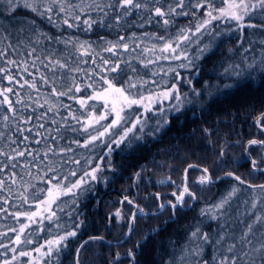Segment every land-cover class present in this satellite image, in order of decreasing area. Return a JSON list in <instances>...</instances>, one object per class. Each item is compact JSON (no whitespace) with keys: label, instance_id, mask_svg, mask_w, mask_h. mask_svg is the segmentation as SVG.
I'll return each mask as SVG.
<instances>
[{"label":"snow or ice","instance_id":"1","mask_svg":"<svg viewBox=\"0 0 264 264\" xmlns=\"http://www.w3.org/2000/svg\"><path fill=\"white\" fill-rule=\"evenodd\" d=\"M21 10L26 15L18 17L16 14ZM29 13L31 15H27ZM0 17L18 21V35L22 37L27 31L30 37L27 42L23 38L18 39L14 45L8 27L0 23V45L7 42L6 47L0 46V125L11 132V123L15 129V133L7 136L8 143L4 145L9 151L0 148V219L11 217L13 220L11 225L0 224V257H3L0 264H40V260L33 257V251L41 259H46L47 264H52L53 260L59 264V254L67 247L66 242L76 237L84 224L79 220V214L76 217L79 222L62 223L59 213L69 202L78 204L84 195L94 189L96 183L107 180L103 175L105 162L114 171L111 157L117 148L155 135L168 122L169 113L179 112L186 104L193 103L192 97L199 98L203 94L196 88H192L191 93L182 92L177 81L184 80L191 84L192 76L185 80L178 69L195 70L199 74V66L194 60L210 52L218 37L238 32L241 41L245 37L250 38L249 47L244 52H249L254 44L260 46L259 58L254 56L249 62L244 57L243 64H230L225 69L226 77H251L254 73L264 77V0H0ZM181 17L190 19L173 33L171 29ZM41 24L58 31L75 30L85 34L97 29L107 30L117 38L108 40L101 35V42L88 41L64 31L53 36L44 31ZM153 24L157 28L162 27L164 34L129 31L134 28L146 29ZM220 24L225 27L220 28ZM204 36L210 39L201 44ZM42 41L49 45L63 44L66 50L74 49L79 54L78 61L79 57H89L98 71L81 68L79 64L71 66L69 60L57 58L55 49L51 48L41 50L45 53L42 58L35 47ZM148 44L151 47H147ZM193 44L197 46L195 57L189 54ZM19 45L29 48L26 54L21 55L30 57V60L9 57L7 50L11 49L15 55ZM103 53L111 55L104 56ZM124 53L130 55L125 56ZM131 53H135V56ZM148 53L159 54L149 57ZM133 59L142 68L148 69L151 77L141 72L132 63ZM162 60L180 63H170L165 69L160 66ZM37 61L41 62L40 67ZM80 63L86 64L88 61ZM149 65L157 67L149 68ZM66 73L72 75L69 77ZM159 73L165 76L175 73V77L171 83L163 79L158 81L155 77ZM25 74L31 79H26ZM69 79L70 85L66 83ZM149 84L152 87H148ZM224 87L231 88L233 85L225 84ZM18 89L31 91L24 93ZM62 98L74 101L80 108L74 109ZM89 101L102 103L103 112L98 113L96 104ZM165 101L175 103L165 107ZM61 109L66 110L67 115H62ZM26 112L29 114L26 115ZM56 116H60V119L57 120ZM109 116L113 118L108 123H101L108 121ZM153 119L156 121L155 127L149 123ZM48 120H51L54 128L46 126ZM70 120L75 123H70ZM253 123L260 132H264V112L259 113ZM53 132L56 134L53 135ZM66 132L75 135L65 137ZM4 137L5 133L0 131V141ZM66 138L68 143L61 144ZM32 144L37 147L32 148ZM101 145L106 151L96 156L95 150ZM252 146H257L259 152L264 153V138L257 136L247 141V157H251L249 149ZM77 149L85 151L78 152ZM219 155L221 158L225 156L223 146ZM262 163L264 154L251 159L250 178H256V173L264 174ZM18 167L27 168L24 175L35 183L25 182L23 175L15 171ZM33 168L36 169L35 173L31 170ZM196 168L200 169L196 183L201 188L213 183L207 168L189 164L184 169L182 183L177 184L170 177L166 181H159L161 184H175L176 190L172 192L174 200L157 194L156 199L161 201L157 211L147 212L134 200H127L137 211L132 213L125 241L133 233V225L138 218L159 216L168 207L175 216L179 209L192 206L198 199V189L190 185L188 175L190 169ZM135 175L138 181L141 173ZM225 175L239 184H246L253 193L259 190V195L264 197V184L254 185L232 171H227ZM238 191L240 189L234 186L217 203L201 208L200 216L216 221V230L211 233L206 231L203 227L205 219L195 222L180 253L173 252L165 264H264V215L246 213L252 219L249 222L241 221L244 227L238 234L228 224L231 201ZM63 197H71V201ZM251 208H257L256 200L252 201ZM69 216L71 218V214ZM115 216L122 218L119 210ZM33 225L37 227L33 228ZM156 231L158 229L145 233L143 240L137 241L135 249L128 250L130 264H136L137 250ZM38 233H47V236L39 237L44 241L42 244L36 238ZM89 239L103 241L104 238L98 236ZM34 243L37 244L34 249H27V245ZM83 248L82 244L76 249V264H79L78 257ZM9 252L13 253L11 257L7 255ZM21 257H28V260L21 261ZM115 259H121L119 252Z\"/></svg>","mask_w":264,"mask_h":264},{"label":"trees","instance_id":"2","mask_svg":"<svg viewBox=\"0 0 264 264\" xmlns=\"http://www.w3.org/2000/svg\"><path fill=\"white\" fill-rule=\"evenodd\" d=\"M18 17H23L26 13L21 10L16 14ZM27 15H31L30 13ZM190 18H179L178 23L174 28L171 29L173 33L181 27L188 23ZM0 23H3L11 33V41L14 45L17 44V40L23 38L25 42L30 38L27 31L23 33V36H19L17 29L20 27L18 21H10L6 17H0ZM218 23V22H214ZM44 31L51 33V35H60L61 31L65 34L71 32L73 35H79L81 39L88 41L101 42V35L105 36L108 40H115L116 35L108 32L107 30H94L90 33L75 32V30H60L56 28H51L46 24H41ZM225 25L220 24V28H224ZM131 31H149L155 32L163 35V28H157L155 24L148 26L146 29H130ZM248 31V30H245ZM123 34V33H122ZM195 39V37H193ZM210 37L204 36L200 41L201 44L207 43ZM250 38L245 37L243 41L240 40V35L238 32L231 34H224L218 37L212 45L210 52L205 54L199 60H194L199 66V74L195 70L191 72L187 69H178L182 74V77L186 78L189 75L192 76V83L188 84L184 80H179V85L182 92L191 93L192 88H196L203 94L199 98L192 97L193 103L186 104L183 109L179 112L171 114L168 117V122L165 124L162 132L151 138V136L144 137L143 142H136L131 145H121L117 148L111 157V167L110 170L107 165H105V171L103 175L107 177L104 182L96 183L94 189L84 195L78 204H72L69 202L67 206L64 207V211L59 213L61 216V222L66 224H71L76 220L77 214H79V220L84 222L83 226L78 230L76 237H71L68 239L67 247L64 248L59 254V264H75V253L78 246L86 239L90 237L104 236L103 241H93L86 243L84 245V251L88 259H79V264H130V258L127 257V252L129 249H135V245L138 240L142 239L145 232L150 229V225L156 226L158 231L152 233L146 240L143 241L142 247L137 250L136 254V264H165L169 260L171 254L175 252L179 254L182 247L184 246L189 230L194 226V223L205 219L203 225L204 229L209 233L213 232L217 228L216 221L207 220L200 216V209L206 206H211L217 203L222 197L226 196L232 188L238 187L240 191L236 192L231 201V212L229 214L228 224L232 226L235 232L238 234L243 230V222H249L252 217L246 215V213L255 212L256 214H261L264 208V199L260 201L256 209L249 210L246 200L248 195L253 193V190L247 186L237 183L233 178L225 176L220 179L217 183L212 185H205L203 188L197 187L195 184L194 188L198 189L196 195L198 199L192 204L191 207H184L179 209L174 218L167 221L166 226H164L162 218L163 215L156 216V219H142L138 218L135 222L134 231L130 238L120 245H109L108 241H119L123 238L124 223L116 225L115 218L107 216V210L105 211V206L110 199L117 197L123 190H127L126 195L129 199H134L140 197V195L150 194L157 196V194L163 198L174 200L175 197L172 196V192L168 191L173 188L175 184L172 183H159L162 181L161 178H156L158 174H161L165 170L162 169V164L167 166L175 165V167L182 166L185 168L189 164H199L208 169L210 176L213 178L222 175L225 171L231 169V165L238 166L241 168H249L248 162L244 160L243 157V144L248 139L257 137L256 129L252 125V119L264 110V77L258 73H254L251 77L242 76L237 78L235 76L225 75V69L229 67L230 64H243L244 57H247L248 61L251 62L252 58L255 56L260 57L261 51L258 44L252 45L249 52H244L245 48L249 47ZM7 42H4L2 47H6ZM242 44V46H241ZM151 47L150 44L146 45ZM37 48V54H40L43 58L45 54L41 50H48L49 48L55 49V55L57 58L67 59L70 61L71 66H76L85 69H93L98 71L96 66L91 62L89 57H79L77 60L78 53L74 49H65L63 44H51L42 41L40 44L35 45ZM196 45L193 44L189 49V54L193 57L196 55ZM231 49V51H230ZM29 50L28 47L24 45L18 46V51L13 54L11 49H8V55L11 58L17 60H23L26 55H21V53L26 54ZM71 53V55H69ZM159 53H148L149 57L153 55H158ZM104 56H110V53H103ZM123 55L129 56V53H124ZM135 56V53H131ZM113 60L116 57H111ZM87 60L88 63H80V61ZM98 60V58H97ZM46 62V61H45ZM99 62V61H98ZM132 63L140 69L141 72H146L148 77H151V72L148 69H144L135 60ZM160 66L165 69L171 63L173 65L179 64L180 61H160ZM37 66H41V62L37 61ZM157 67L156 65H149V68ZM34 71V69H31ZM13 72L16 71L15 68L12 69ZM42 71H46L42 69ZM49 75H51L49 73ZM67 76H71L72 73H66ZM175 73H169L167 76L163 73H159L155 79L156 80H166L171 83ZM26 79H31L25 74ZM67 84H71V80L66 81ZM7 84V81H4ZM225 84H232L233 87L225 88ZM206 85L209 87L206 88ZM166 86V85H164ZM148 87H152L151 84ZM21 92L27 93L31 90L18 89ZM50 91V89H49ZM90 93V89L88 90ZM211 93V95H209ZM35 95V93H32ZM76 95H81L77 93ZM25 95V99H26ZM63 102L72 105L74 109H79V104H76L72 100H67L62 98ZM90 104H96V111L99 113L102 110L101 103L95 101H89ZM35 107V105H32ZM6 111V109H5ZM42 112L44 109H38ZM82 111V110H81ZM26 115L29 113H25ZM62 115H67L66 110L61 109ZM52 114L50 113L49 116ZM57 120L60 116L55 117ZM40 122H44L41 120ZM70 123H75L74 121H69ZM151 122V121H150ZM149 122V123H150ZM33 123H36L33 121ZM47 127L54 128L55 126L51 124V120L47 121ZM27 127V126H25ZM9 129H5L0 125V131L5 133V137L0 141V148L4 151H9V148L4 147L8 143L7 136L9 134L15 133V129L9 125ZM207 130V131H206ZM43 131V130H41ZM47 133H45L46 135ZM56 133L53 132V135ZM75 134L72 132H66L65 137H72ZM263 133L258 137H262ZM22 139V137H19ZM166 142V143H165ZM61 144H67L68 139H64L60 142ZM225 149V156L220 157L221 147ZM15 147V145H12ZM32 148H36L37 145L32 144ZM75 147V145H73ZM78 152H84V149H77ZM106 149L101 145V147L95 150L96 156L102 155ZM252 157H257L259 155V149L257 146H252L249 149ZM243 158V159H242ZM30 159V158H29ZM237 163H233L232 161ZM24 161L22 160L21 163ZM158 163L160 167H158ZM264 165V163H262ZM69 167H76L75 165H69ZM27 168L21 169L17 168L15 171L18 174L23 175L25 182H32L31 179L24 175L27 172ZM33 173L36 169H31ZM174 170V169H167ZM196 170L191 169L190 173ZM140 172L141 176L137 181L136 173ZM238 176L244 175L243 173L238 174ZM248 174L247 171H244ZM258 180H255V184L264 182V174L257 173ZM248 178V175H247ZM255 178H253L254 180ZM252 180V181H253ZM166 181V180H163ZM174 181H176L174 179ZM177 183V182H176ZM41 187H46V185H40ZM159 188L158 192H152L153 189ZM258 192V190H257ZM62 199L71 201V197H63ZM157 199L154 197V203ZM160 202V200H158ZM7 207V205H5ZM71 214V218L69 216ZM111 223V225H110ZM0 224L11 225L13 220L11 217L6 219H0ZM47 224V221H45ZM104 224V226H103ZM151 225V226H152ZM36 228V225L32 226ZM155 228V229H156ZM40 236H47V233H38L37 240L39 243H43ZM37 246L36 243L32 245H27V249H34ZM24 247V246H21ZM115 247V248H114ZM81 249V252L82 250ZM2 251V250H0ZM116 252L120 253L121 259L116 260ZM96 255H92V254ZM81 254V253H80ZM8 257H11L13 253L9 252ZM80 256V255H79ZM3 259V257H0ZM21 261L26 262V257H21ZM41 262L42 264H47L46 259ZM52 264H57L55 260Z\"/></svg>","mask_w":264,"mask_h":264},{"label":"rangeland","instance_id":"3","mask_svg":"<svg viewBox=\"0 0 264 264\" xmlns=\"http://www.w3.org/2000/svg\"><path fill=\"white\" fill-rule=\"evenodd\" d=\"M179 83V82H178ZM170 103H175V101H165L164 102V105H165V107H168L169 106V104ZM101 105H102V103H101ZM183 109V108H182ZM103 105H102V110H101V112H103ZM262 112H264V110L262 111ZM174 113H177V112H171V113H169V116L171 115V114H174ZM258 115V114H257ZM256 115V116H257ZM168 116V117H169ZM255 116V117H256ZM254 117V118H255ZM113 117L112 116H109V120L108 121H102L101 123H108L111 119H112ZM254 118L252 119V125H253V127L256 129V133H257V136H258V134H262L263 132H260L259 131V129H257V127L255 126V124L253 123V121H254ZM150 126H152V127H155L156 126V121H155V119H153V120H151V122H150ZM165 127V125L158 131V132H156L155 133V135H148V136H151V138H155V136H157V135H159L161 132H162V130H163V128ZM146 137V136H145ZM254 138V137H253ZM260 138H264V135L262 136V137H260ZM252 139V138H251ZM143 140H144V138L142 139V140H139V142H143ZM248 140H250V139H248ZM136 142H138V141H134L132 144H135ZM166 143V142H165ZM247 143V141H245V143L243 144V151H242V153H243V157H244V160L246 161V162H248V165H249V168L248 167H246V168H241V167H238V166H232L231 165V169H229V170H227V171H235L236 173H238V174H241V173H243L244 175H242V177L245 179V180H248L250 183H252V184H254L255 185V180H258V178L256 177L257 176V173L256 174H254L255 175V179L253 180V178H250V176H249V174L251 173V171H252V169H251V162H249V160H248V157L246 156V153H245V150H244V148H245V144ZM261 154H264V153H260L259 152V155H261ZM250 159H252V158H254V157H249ZM243 159V158H242ZM232 161V160H231ZM233 163H237L235 160L234 161H232ZM105 165H107V163L105 162ZM158 167H160V164L158 163V165H157ZM187 167V166H186ZM185 167V168H186ZM202 168H206V167H204V166H201ZM261 167H264V165H262L261 164ZM169 168H171V169H174L173 171L172 170H168L167 171V169H169ZM185 168H183L182 166H180V168L179 167H175V165H170V166H167V165H163L162 164V169L163 170H165L164 172H162L161 174H158V176L156 177V178H161V179H163V180H168V178L170 177L171 178V180L172 181H174V179L176 180L175 182H177V184H180V183H182V180H181V178H182V176H183V172H184V169ZM194 170H196V171H194V172H192V173H190V170H189V175H188V181H189V183H190V185H192V187H194V185L195 184H197L198 186L197 187H201L198 183H196V181H197V179H198V177H199V175L201 174L200 173V171L199 170H197V169H194ZM227 171H225V173L227 172ZM244 171H247L248 172V174H245L244 173ZM225 173H222V175H220V176H223V175H225ZM247 175H248V178H247ZM220 176H216V177H212V180H213V182L214 181H216V180H218V178L220 177ZM136 178V177H135ZM162 180V181H163ZM253 180V181H252ZM212 184H214V183H211V184H209V185H212ZM181 189H182V187H181ZM180 189V190H181ZM158 190H159V188H155V189H153L152 190V192H158ZM176 190V185L173 187V188H171V189H169L168 191H170V192H173V191H175ZM126 192H127V190H123L121 193H120V195L119 196H117V197H114V198H112V199H110V201L109 202H107V204H106V206H105V211L107 210V216H111V215H113L112 217H114L115 218V223H116V225L118 226V225H120V224H123L124 223V229H125V231H124V235H123V237L125 236V233L127 232V230H128V225H129V223H130V221H131V217H132V213L133 212H136L137 211V209H136V207H134L133 205H130V204H128V202H127V200L129 199L126 195H124V194H126ZM125 197H127V199H125ZM154 197L156 198V195L154 196H152L151 195V193L150 194H147V195H144V194H142V195H140V197H138V198H134V199H131V200H134V202H135V204L136 205H138L139 207H143V208H145V210L147 211V212H154V211H157L158 210V208H159V204L161 203V201L160 202H158V200L154 203ZM262 199H264V197H261L260 195H259V190H258V192H256V193H251V195H248V199L246 200V204L248 205V207H249V210H251L252 208H251V204H252V201L253 200H256L257 201V205L258 204H260V201L262 200ZM117 210H119L120 212H121V214H122V218H117L116 216H115V213H116V211ZM262 213H261V215H264V208L262 209ZM161 215H163L162 216V218H164V220H163V223H164V226H166V223H167V221L168 220H170V219H172V218H174L173 217V215H172V211H171V209L168 207L167 208V210L163 213V214H161ZM147 218H149V219H153V223H154V220L156 219V216H149V217H147ZM147 218H142V219H147ZM136 222V221H135ZM110 225H111V223H110ZM152 225V224H151ZM150 225V229L149 230H147L145 233H147V232H150L152 229H155L156 228V226H151ZM103 226H104V224H103ZM135 226V223H134V225H133V227ZM157 229V228H156ZM104 237V236H103ZM144 237V236H143ZM143 237H142V239H143ZM130 238V237H129ZM123 239V238H122ZM121 239V240H122ZM142 239H140V240H142ZM121 240H119V241H113V240H110V241H108V242H111V243H118V242H120ZM140 240H138V241H140ZM125 242V241H124ZM122 244V243H121ZM109 245H111V246H113V245H115V244H109ZM117 245V244H116ZM118 245H120V244H118ZM115 248V247H114ZM90 252L91 251H89L88 253H86L85 251H84V249L82 250V252H80L81 254H80V256L78 257V258H81V259H88L89 257L87 256V255H90ZM117 253V252H116ZM92 255H96L95 253L94 254H92ZM33 257H35L36 259H38V260H40V264H42L41 262H43L44 260L43 259H41V257L39 256V254L38 253H36V252H34L33 251ZM28 260V257H26V261Z\"/></svg>","mask_w":264,"mask_h":264},{"label":"water","instance_id":"4","mask_svg":"<svg viewBox=\"0 0 264 264\" xmlns=\"http://www.w3.org/2000/svg\"><path fill=\"white\" fill-rule=\"evenodd\" d=\"M247 146V143L245 144V147ZM248 160H249V162H251V159L248 157ZM187 168V167H186ZM197 170H199L200 171V169H198V168H196ZM183 175H184V172H183ZM225 175H223V176H221L220 177V179L221 178H223ZM234 180V179H233ZM236 181V180H235ZM215 182H218V180H216V181H214L213 183H215ZM236 182H238V181H236ZM241 185H244V186H247L246 184H241ZM248 187V186H247ZM182 191V190H181ZM128 231V230H127ZM127 233V232H126ZM85 241H87V242H89V241H91L89 238L88 239H86V240H84L80 245H85ZM122 241V242H121ZM120 241V243H111V244H121V243H123L124 241H125V236L123 237V239ZM80 245L78 246V248L80 247ZM76 260H77V254L75 253V264H76Z\"/></svg>","mask_w":264,"mask_h":264}]
</instances>
